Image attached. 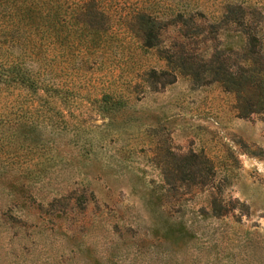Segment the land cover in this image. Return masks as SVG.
Instances as JSON below:
<instances>
[{
	"label": "rangeland",
	"instance_id": "1",
	"mask_svg": "<svg viewBox=\"0 0 264 264\" xmlns=\"http://www.w3.org/2000/svg\"><path fill=\"white\" fill-rule=\"evenodd\" d=\"M181 1L203 9V34L183 38L171 25L160 47L184 42L197 61L218 42L243 43L234 21L216 38L207 28L223 0L146 3ZM229 1L242 2L245 30L264 43V0ZM139 58L165 67L156 48ZM135 65L115 69V84L124 87ZM136 89L112 113L78 101L68 127L50 132L41 162L38 147L25 159L17 137L7 147L0 130V264H264V112L241 117L233 92L180 72ZM196 154L210 167L203 184Z\"/></svg>",
	"mask_w": 264,
	"mask_h": 264
},
{
	"label": "trees",
	"instance_id": "2",
	"mask_svg": "<svg viewBox=\"0 0 264 264\" xmlns=\"http://www.w3.org/2000/svg\"><path fill=\"white\" fill-rule=\"evenodd\" d=\"M203 14L196 1L160 5L146 0H0V95L6 98L0 130L7 136L6 146L17 137L19 156L34 159L29 153L38 147L36 160L41 162L42 151L52 142L50 132L68 127L67 117L76 116L73 107L78 101L103 102L102 109L112 113L136 88L156 89L174 81L177 72L198 83L219 82L235 94L241 117L264 112V43L245 30L241 1L223 0L207 23L216 38L219 27L236 22V30L246 34L240 46L218 42L208 58L197 61L196 52L184 42L160 47L171 25H179L183 38L203 34L204 27L196 24ZM151 48L158 50L165 67L140 61ZM130 60L137 65L119 87L115 81L121 75L113 71ZM101 70L106 78L96 75ZM97 86L99 91L92 93ZM196 158V182L203 184V171L210 167L206 157Z\"/></svg>",
	"mask_w": 264,
	"mask_h": 264
}]
</instances>
